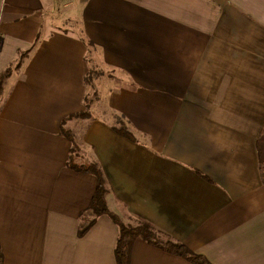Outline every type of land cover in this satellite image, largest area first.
<instances>
[{"label":"crops","instance_id":"crops-1","mask_svg":"<svg viewBox=\"0 0 264 264\" xmlns=\"http://www.w3.org/2000/svg\"><path fill=\"white\" fill-rule=\"evenodd\" d=\"M20 52L0 92L3 264H117L110 217L78 234L98 185L69 166L81 122L111 211L213 264H264V0H0V73ZM96 67L135 141L75 117ZM130 264L192 263L138 239Z\"/></svg>","mask_w":264,"mask_h":264},{"label":"trees","instance_id":"trees-1","mask_svg":"<svg viewBox=\"0 0 264 264\" xmlns=\"http://www.w3.org/2000/svg\"><path fill=\"white\" fill-rule=\"evenodd\" d=\"M27 53L20 52L19 58L15 64L10 66L4 72L0 73V92L3 89L4 83L12 75L14 69H17L21 66L23 59L26 57ZM88 101V100H87ZM86 101V103H87ZM87 109L76 115L77 118H90L91 114L88 110V105L86 104ZM116 133L122 137H126L132 141H135L134 136L129 132L125 126L120 128H114ZM63 134L66 135L70 141L73 143V137L70 133L63 131ZM258 160H259V170L262 182L264 183V126L261 131V134L256 143ZM78 147L72 146L69 166L79 172L92 174L97 178V189L91 200L88 211L90 212L92 219L87 223H82L79 228V236H84L96 223L97 219L101 216H108L119 228V237L116 244L115 256L117 264H130L131 252L133 244L136 240L141 239L148 244L161 249L162 251L172 254L174 256L183 258L192 264H213L205 256L200 255L192 251L183 243L173 241L167 235L156 230L152 225L147 222H144L139 219H135L131 215H128L131 220L136 222L135 225H129L124 223L123 219L113 211L108 208L107 205V195L108 188L106 179L97 164H78L75 163L74 154L77 152ZM200 174V173H199ZM202 176V175H201ZM205 179L207 177L203 176ZM4 263V256L0 246V264Z\"/></svg>","mask_w":264,"mask_h":264},{"label":"rangeland","instance_id":"rangeland-1","mask_svg":"<svg viewBox=\"0 0 264 264\" xmlns=\"http://www.w3.org/2000/svg\"><path fill=\"white\" fill-rule=\"evenodd\" d=\"M90 78L94 81V87L90 89L89 96H88V104H89V112L91 113V116L94 119H100L103 120V122L107 124L117 125L119 128L123 127V122L119 117H116L114 114L110 113V111L105 107V102L103 101V98L101 97V93L103 89L112 88L114 86H117V82L115 81L118 76L115 74V72L111 70H102L100 67H96V70L94 69L93 73L91 74ZM95 80L96 84H95ZM92 81V83H93ZM92 106V107H91ZM85 123L81 122L78 126L76 124L75 129L73 128V125L70 129V133L74 135V138H79L83 131ZM68 128V127H67ZM76 148L78 145L76 142H74ZM80 149V148H79ZM76 157L80 158L79 160H76ZM75 163L80 164H91L86 161V158H82L80 150H77V152L74 154ZM124 221V223L129 225H135L136 222L134 220H131L127 215H122L121 217Z\"/></svg>","mask_w":264,"mask_h":264}]
</instances>
